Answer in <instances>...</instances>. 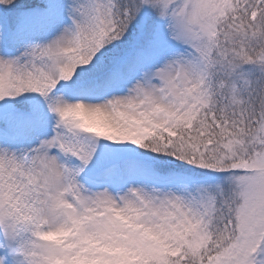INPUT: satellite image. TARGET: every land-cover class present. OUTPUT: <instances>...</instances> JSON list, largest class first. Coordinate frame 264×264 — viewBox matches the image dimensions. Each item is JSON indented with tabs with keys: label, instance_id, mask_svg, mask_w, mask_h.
<instances>
[{
	"label": "snow or ice",
	"instance_id": "1",
	"mask_svg": "<svg viewBox=\"0 0 264 264\" xmlns=\"http://www.w3.org/2000/svg\"><path fill=\"white\" fill-rule=\"evenodd\" d=\"M0 264H264V0H0Z\"/></svg>",
	"mask_w": 264,
	"mask_h": 264
}]
</instances>
